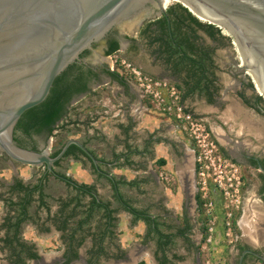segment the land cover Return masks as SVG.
Here are the masks:
<instances>
[{"label": "rangeland", "instance_id": "obj_1", "mask_svg": "<svg viewBox=\"0 0 264 264\" xmlns=\"http://www.w3.org/2000/svg\"><path fill=\"white\" fill-rule=\"evenodd\" d=\"M171 4L179 5L178 3L169 5ZM132 23L135 22H124L119 29L130 34V27L133 28ZM223 32L227 41L224 42L223 47L220 42L216 44L218 47L217 74L221 82L219 83L220 92L224 99L221 108L208 106L198 96L181 99L182 91L177 90L174 83L143 72L125 54L118 52L108 58L104 57L100 43L91 52L90 62L94 65L105 62L108 69L109 65L114 64V69L128 86L125 91L127 95L125 94L124 98L119 95L113 97L115 89L112 84L105 80L99 82L96 85L98 87L90 93L88 98H81L71 105V118L78 120L79 123L70 126L68 132L56 131L55 137L48 139L47 146V151L51 155L62 143L68 139H75L82 144L85 143L86 148L104 162H113L115 154H121L124 146V139L119 132L118 125L127 123L126 118L132 114L135 130H131L129 142L126 140L129 145L137 147L139 141L154 130L159 131L161 136L191 149L189 164L186 168L192 171L193 186L199 194L200 223L203 228L200 241L201 264H237L239 257L237 249L240 240L237 222L241 226L244 244L247 241L257 242L256 236H259V244L262 248L264 246V234H254L256 230L252 228L255 223H264V205L257 201L256 190L259 185L257 172L241 165V162V164L235 162L228 153L233 146L228 147L226 142L215 134L216 130L221 131L220 127L223 125L228 130H236L237 136L241 137L237 140L241 147L240 150L248 151L249 154H256L261 150L264 152V97H261L259 109L249 108L241 102L239 93L245 92L247 95L245 96L251 101V98L259 96V92L257 91V94L254 91L255 83L250 74L237 68L240 65L239 50L229 33ZM158 83L160 85H157ZM107 99L110 100V105L105 108L103 104L109 103ZM250 103L253 104L252 101ZM180 107H182V112L179 111ZM222 108L224 110H221ZM187 114H190L189 119H187ZM230 139L234 140L232 136ZM156 148L157 150L163 149L162 145ZM219 148L226 152V156ZM198 156L201 158L200 164L197 163ZM84 162L83 166L81 162L68 158L55 167L54 171L65 174L79 183L83 181L86 184L94 183L90 164L87 160ZM118 164L121 163L118 162ZM117 166L111 165L106 170L111 175L117 173V176H113L120 180L121 174L125 172ZM43 173V167L25 166L0 155V226L8 210L4 202V199L8 197V186L15 179L22 180L24 184H34ZM21 174H27V176ZM128 176L130 178L131 174L128 173ZM96 184L100 199L104 202H111L112 208H118L107 181L98 178ZM44 194L47 197L45 201L50 206V214L45 209H36V203H33L29 209L35 220L40 218L38 226L41 230L39 231L35 225L30 223L23 224L21 228L22 238L34 243L41 255L40 260L30 261L28 264H62L60 258L62 242L59 241L58 232L52 229L51 219L58 210L59 200H68L75 193L63 182L48 175ZM87 201L88 198H84L83 202ZM255 202H258L257 205H251ZM249 207L251 211L248 212ZM116 218V228L113 233L115 239L111 241L112 248L117 245L119 247L129 245L130 242L134 243L135 232L122 231L123 220L120 212ZM90 224L92 222L89 226ZM46 228L49 229L48 233L42 231ZM93 230L90 229L87 237L97 233ZM126 235L128 240L125 239ZM89 247L90 240L86 241L82 251H86ZM135 261V252L129 253L127 261L120 260L119 254L110 253V255L100 257L99 264H135ZM0 264H7L5 256L1 253ZM74 264H83V261Z\"/></svg>", "mask_w": 264, "mask_h": 264}, {"label": "flooded vegetation", "instance_id": "obj_2", "mask_svg": "<svg viewBox=\"0 0 264 264\" xmlns=\"http://www.w3.org/2000/svg\"><path fill=\"white\" fill-rule=\"evenodd\" d=\"M154 7L153 3L145 2L142 8L136 12V18L132 20L133 22H137L133 28L148 26L150 29L148 32H151V30L158 31L160 23L164 20L165 24H168L169 26L168 29L173 34V31L171 30L173 27L170 25L169 20L167 18H163L164 15L160 14L159 9ZM137 17H141L140 23ZM120 25L121 24L111 27L101 39L91 43L89 48L83 50L73 63L75 66L81 68L84 74L82 80L78 79L80 81H77L74 85L75 89L84 86L87 91L73 95L70 102L71 105L78 102L81 98H88L90 93H93L92 90L94 86L98 85L104 77L108 76L106 73L109 69L105 62H100L98 65H94L90 62L89 58L91 52H93V50L97 48L100 43L102 44V54L106 58L118 52L124 54L121 50L123 43H128V51L130 54L134 53V47L138 46L137 41L127 33L122 32L119 29ZM214 27L217 28L216 26ZM218 30V32L224 36L223 31L221 29ZM221 38V47H223L224 42L227 40L224 37ZM218 40L220 41V39ZM113 43L117 44V49H115L110 55H107V53L112 49ZM214 50L216 52H214ZM217 51L218 47L217 49L209 47L205 55L208 56L209 54V58H211L214 53L217 54ZM200 52L204 55V50H201ZM240 67L241 65L237 68L240 69ZM214 74L215 73H213V75ZM74 75L77 76L78 73L68 77L67 81L72 83ZM219 83L221 82L218 78V85L211 88L209 92H204V89H201L198 86L194 87L192 91L193 87H191L192 85L189 81H187L186 84H183L182 78H178V85L175 84L174 87H176L177 90L180 89L182 91L181 99H189L192 98V96H198L208 106H217V108H221V105L224 103V99L222 93L220 92L221 87L219 86ZM245 88L246 87H244V89ZM245 95V92L238 94L241 102L249 108L255 107L259 109V103L256 98H261V96L251 98L253 103L251 104V101L246 97L247 95ZM246 101H248V103H246ZM221 110L224 109L222 108ZM132 116L133 115L131 114L126 118L127 123L118 125L119 132L124 139L123 152L119 154V163H121L120 168H122L125 172L124 174H121L120 178L121 183L119 185V191L122 203L119 212L123 220L122 231L125 233L130 231L135 232L136 238L134 243L130 242V246L126 245L119 247L117 245L112 248L110 232L113 229L110 226L107 228V231H105V221H101L98 216L94 217L90 226L89 224H83L81 228H78L75 227V224H72L68 227L72 228L69 230L66 229V231L63 232L58 231L55 226L52 225V229L59 234V241L62 242L60 253L62 264H65V255L68 252L69 244H71L67 238L69 236V232H71L74 228H76L75 230L77 233L74 239L75 241H72L73 247H76L75 242H78L79 236H86V239L83 244L76 249L77 258L69 264L78 263L80 261H83V264H99L100 257L110 255V253H114L115 255L119 254L120 260L124 259L127 261L129 253L132 252H135L136 254L135 264H201L200 241L203 236V228L200 223V203L197 198L199 194L196 193L195 186H193L194 181L192 171L190 169V171H188L186 168V165L189 164L188 159L191 156V149L174 142L172 139L161 136L159 131L155 132L154 130L149 134L147 133L148 135H146V138H142L137 147L129 145L127 142H129L131 138L130 132L131 130H135V123L131 118ZM220 128L224 135V138L222 139L226 142L225 144L228 147L233 146L228 151L232 159L235 162H241V165L257 172L259 182L256 190L258 198L257 201L264 205V174L260 171V168L264 171V152L261 150L256 154H249L248 151L240 150L241 147L239 146L237 140H240L241 137L237 136L238 134L236 130H228L227 127L223 125H221ZM13 131L14 128L11 132V137L13 136ZM15 134L19 139L18 144L14 142L15 146L22 150L33 152H42L47 150L48 139L55 137V132L53 133V137H49L46 131L33 133L29 137L24 136L21 132H16ZM230 136H232L234 140L230 139ZM159 145H162V150H157L156 147ZM84 146L86 147V145ZM89 151L97 161L94 168H92L91 163L88 162L90 164V172L93 174L92 176L98 179L97 175L102 174L103 177L101 178H105L112 192L111 184L106 177L111 178L113 175L109 174L106 168L116 163L112 162L113 164L105 165L102 162L103 160L98 158L94 152L91 150ZM0 155L4 156L8 160H11L2 152H0ZM68 158L75 161L72 157L64 158V156L60 160L64 161ZM41 167L45 168L44 166ZM128 173L131 174L130 178ZM96 183L97 182L94 181L91 186H94L95 195L100 199L99 194H97L96 191V189H98ZM258 202L251 205H257L256 203ZM242 208L243 207H241V211H243ZM253 208H255V206H253ZM249 211H251L250 207L248 209V212ZM101 223L104 224L102 225ZM237 227L240 231V240L237 249L239 257L237 264H264V246L263 248L260 246L259 236H256L257 242L254 243V241H252L250 243L247 241L244 244L241 236V226L238 222ZM253 228L256 230L254 234H264V223H255ZM90 229H94L93 231L96 230V236L94 234L93 236L90 235L87 237V233ZM48 231L49 229L45 232L48 233ZM103 232L104 235L101 234ZM4 233V230H1L2 236L0 237V240L3 238ZM65 234L67 240L66 242H64L63 239V235ZM101 238H103L102 243L101 245H98V241ZM125 239L128 240L127 235ZM88 240H90V247L83 252L82 247L85 246L86 241ZM1 247L2 243L0 241V253L5 256L7 261L6 257L8 254L5 251L2 252ZM36 249L39 257L41 258L37 246ZM40 258L38 260H40ZM28 262L30 261H27L26 264H28ZM7 264L11 263L7 261Z\"/></svg>", "mask_w": 264, "mask_h": 264}, {"label": "water", "instance_id": "obj_3", "mask_svg": "<svg viewBox=\"0 0 264 264\" xmlns=\"http://www.w3.org/2000/svg\"><path fill=\"white\" fill-rule=\"evenodd\" d=\"M185 1L199 14L224 24L258 68L264 94V0ZM145 2L156 4L164 15L160 0H0V152L16 163L44 166L52 173L74 145L97 164L78 140L68 139L51 157L47 150L18 148L11 132L27 110L47 98L54 80L83 50L111 27L135 19ZM137 19L140 23L141 17Z\"/></svg>", "mask_w": 264, "mask_h": 264}, {"label": "trees", "instance_id": "obj_4", "mask_svg": "<svg viewBox=\"0 0 264 264\" xmlns=\"http://www.w3.org/2000/svg\"><path fill=\"white\" fill-rule=\"evenodd\" d=\"M175 22L178 23L174 26ZM175 22L173 21V28H178L180 20L176 18ZM164 25L165 22L163 20L160 23V28H164ZM209 28L212 29L210 25ZM186 45L188 49H190L189 45ZM115 49H117V44L113 43L112 49L107 53V55H110ZM201 57H203V55H201ZM181 59L187 63L190 61L186 54L183 55V58ZM75 73H78V75H74L73 82L70 83L67 81L68 77H71ZM106 74L113 80L123 83V79L117 73L107 71ZM83 75L84 74L81 68L71 64L59 76H57L47 98L38 106L27 110L20 117L14 127L12 136L13 142L17 144L19 143V139L15 134L16 132H21L24 136L29 137L33 133L46 131L49 137H53L54 132H68L70 131V126L77 125L79 123L78 120L72 119L70 115L72 111L70 102L73 95L87 91L84 86L77 89H75L74 86L77 81H80L78 79L82 80ZM202 78L203 72L201 77L193 79L194 84L192 86V91L194 87H197L200 81L203 80ZM256 100L258 103L262 101L260 97H257ZM246 103H248V101H246ZM64 143H62L60 147L51 154V157L57 156ZM219 149L223 155L226 156L225 152L221 148ZM67 157H72L75 161L81 162L83 166L85 163V160H83L84 158L90 162L92 168H94L93 162L77 146L71 145L68 148L64 155V158ZM119 160L120 155H115L113 163H116L115 165L120 167V164H118ZM61 161L62 160L57 161L54 166H59ZM102 162L105 165L113 164L112 162ZM48 175H52L56 179L60 180L75 193V195L70 197L68 200H59L58 210L51 219L52 225H54L58 231L63 232L66 231V229L69 230L72 227H68L72 224H75V227L81 228L83 224L88 225L92 220H94L95 216H98L101 221H105V231H107L108 227H112L113 230L110 232L111 241L115 239L113 233L117 221L116 215L118 214L122 203L119 191V185L121 183L120 180L116 181L114 176L111 178L106 177L111 184L112 197L118 205V208H112L111 202H104L95 195L94 186L78 183L71 177L55 171L50 173L44 168V173L38 178L36 183L24 184L22 180L15 179L13 184L7 188L8 197L4 199V202L6 203L8 210L3 223L0 226V230H4L5 233L0 241L2 243L1 251L7 252L8 255L6 258L11 264H26L27 261H36L40 258L35 244L29 243L22 238L21 228L23 224L30 223L35 225L39 231L41 230L38 226L40 218L35 220L29 212L33 203L37 204L36 209H45V211L50 214V206L45 201L47 197L44 194L45 182ZM97 176L98 178L103 177L102 174H98ZM84 198H88V201L85 203L83 202ZM197 198L199 200V196ZM36 214L37 212L35 215ZM101 224L103 225L104 223ZM75 229L76 228L69 232V236L67 238L71 244H69L68 252L65 255V264H69L77 258L76 249L81 246L86 239V236H79L78 242H75L76 247H73L72 241H75L74 239L77 233ZM44 230L47 231L48 229ZM44 230L42 229V231ZM101 234L104 235V232ZM93 235L94 234L91 236ZM63 237L64 242H66V234L63 235ZM102 240L103 238L98 241V245H101Z\"/></svg>", "mask_w": 264, "mask_h": 264}, {"label": "crops", "instance_id": "obj_5", "mask_svg": "<svg viewBox=\"0 0 264 264\" xmlns=\"http://www.w3.org/2000/svg\"><path fill=\"white\" fill-rule=\"evenodd\" d=\"M178 2L180 1L175 0L170 3ZM168 5L164 7L163 18H167L172 27L178 23L175 22L176 18L180 20L178 28H174V30L171 28L173 34L168 29V24H165L162 29L159 28L158 31L151 30V32H148V30H150L148 26H143L141 28L130 27V34H127L137 41L138 46L134 47V53L132 54L128 51V43H123L121 50L124 52L125 56L133 60L137 67L143 72L151 75L152 77L162 79L176 85H178V78H182L183 84H186V82L189 81V83L193 86V79L201 77L203 72V80L200 81L198 87L204 89V92H209L211 88L218 85V65L216 53H214L211 58H209V55H205V53L209 47L217 49V41L222 43L221 37L224 36L218 32L219 30L217 28L214 27L216 25L212 26L213 24H211L210 26L212 29H210V23L206 22L207 20L204 21L205 19L198 15V13H196L192 8L191 12L193 16L182 6L173 4ZM173 21L175 22L174 26ZM133 27H135V25H133ZM218 39H220V41ZM186 44L189 45L190 49H188ZM201 50H204L203 57H201ZM214 52L216 51L214 50ZM185 54L190 60L188 63L181 59ZM213 73L215 74L213 75ZM104 80L111 83L114 87L115 92H113V97L119 95L121 98H124V95H127L125 91L128 89V86L124 80L123 83H120L113 80L109 76L104 77L101 81ZM97 87L98 86H94L92 91H94ZM107 101L109 103L105 102L103 104V107L105 108H108L110 105V100L107 99ZM21 175L27 176V174ZM113 175L117 176L118 174L114 173ZM93 178L97 182L98 179L96 177ZM83 182L85 183V181ZM83 182L81 183L84 184ZM91 184L92 183L88 182L86 185ZM96 191L97 194H99V190L96 189Z\"/></svg>", "mask_w": 264, "mask_h": 264}, {"label": "bare ground", "instance_id": "obj_6", "mask_svg": "<svg viewBox=\"0 0 264 264\" xmlns=\"http://www.w3.org/2000/svg\"><path fill=\"white\" fill-rule=\"evenodd\" d=\"M161 1V6L162 8L166 7L171 1H175V0H160ZM183 3L185 7H188L191 10V6L185 1V0H177ZM186 4V5H185ZM154 8H157L156 4L154 5ZM193 9V8H192ZM194 10V9H193ZM192 11V10H191ZM195 11V10H194ZM196 12V11H195ZM198 13V12H196ZM198 15H200L202 18H204L206 22L216 25L217 27H219L222 31H227V28L224 26V24L213 20L209 17L203 16L201 14L198 13ZM142 16V15H141ZM133 22V21H131ZM137 24V22L135 21V23H133V25ZM229 33V32H228ZM235 42V41H234ZM236 44V42H235ZM237 49L239 50V61H240V65L241 67L245 68V71L248 72L250 74V77L252 78V81L255 83L254 86L256 88V90L259 92V95H261L262 97H264V94L262 93L261 89H262V84H261V78H260V74L258 71V68L256 67L255 63L251 60V58L248 56V54L246 53L245 50H240V48H238V45L236 44ZM217 135L218 138H223L224 135L221 131H216L215 133ZM216 137V136H215ZM221 140V139H220ZM224 141V140H223ZM222 142V141H221ZM254 217V216H253ZM246 219V218H245ZM251 223V222H250ZM251 225H253V223H251ZM250 226V225H249ZM253 228V227H252Z\"/></svg>", "mask_w": 264, "mask_h": 264}, {"label": "built area", "instance_id": "obj_7", "mask_svg": "<svg viewBox=\"0 0 264 264\" xmlns=\"http://www.w3.org/2000/svg\"><path fill=\"white\" fill-rule=\"evenodd\" d=\"M109 71H110V72L117 73L118 75H120V74L114 69V64L109 65ZM134 73H135V75H137L136 72H134ZM157 85H160V84L158 83ZM172 88L175 90L174 87H172ZM179 111L182 112V107L179 108ZM189 118H190V114H187V119H189ZM200 162H201V158H200V156H198V158H197V163L200 164ZM199 164H198V165H199Z\"/></svg>", "mask_w": 264, "mask_h": 264}]
</instances>
